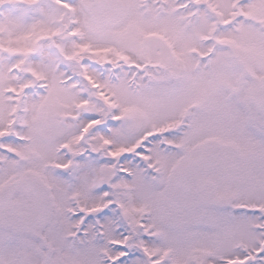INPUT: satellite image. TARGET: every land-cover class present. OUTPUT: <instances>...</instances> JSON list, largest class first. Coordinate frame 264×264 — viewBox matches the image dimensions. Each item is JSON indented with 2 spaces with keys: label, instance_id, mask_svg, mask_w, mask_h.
I'll list each match as a JSON object with an SVG mask.
<instances>
[{
  "label": "snow or ice",
  "instance_id": "6c2138e0",
  "mask_svg": "<svg viewBox=\"0 0 264 264\" xmlns=\"http://www.w3.org/2000/svg\"><path fill=\"white\" fill-rule=\"evenodd\" d=\"M0 264H264V0H0Z\"/></svg>",
  "mask_w": 264,
  "mask_h": 264
}]
</instances>
